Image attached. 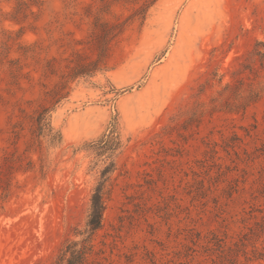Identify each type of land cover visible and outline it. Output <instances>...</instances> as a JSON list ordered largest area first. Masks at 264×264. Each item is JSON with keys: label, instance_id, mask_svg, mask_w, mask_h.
<instances>
[{"label": "rangeland", "instance_id": "rangeland-1", "mask_svg": "<svg viewBox=\"0 0 264 264\" xmlns=\"http://www.w3.org/2000/svg\"><path fill=\"white\" fill-rule=\"evenodd\" d=\"M112 1L0 0V166L13 165L0 175V264H68L90 246L77 264H264V0H158L144 21L142 0ZM96 13L126 28L109 70L71 83L51 113L63 142L41 151L32 116L73 53L90 52ZM115 118L122 147L98 156Z\"/></svg>", "mask_w": 264, "mask_h": 264}, {"label": "trees", "instance_id": "trees-1", "mask_svg": "<svg viewBox=\"0 0 264 264\" xmlns=\"http://www.w3.org/2000/svg\"><path fill=\"white\" fill-rule=\"evenodd\" d=\"M102 1L103 4H101L99 8L100 11H103L106 8L108 9L109 7V0ZM114 1L118 0H113L112 2ZM142 1V5L135 14H140L142 20L144 21L147 16L148 9L158 0ZM33 2L37 5H41L43 0H33ZM90 7L92 6H89V8ZM21 9L22 7L20 10ZM87 14L91 15L92 13ZM100 14L101 13H96L94 15V28L86 41L87 48H89L90 52L84 48H80L73 53L68 73L63 74L61 80L57 82L53 88L46 91V96L49 98L51 105H42L40 108L36 109L34 115L32 116L31 132L33 143L36 144L41 151L45 139L55 146L60 145L63 142L62 133L59 130H56L53 126L51 113L63 99L68 97L70 94L71 83L81 78H92L98 72L109 70V61L112 56L115 43L124 32L127 20H111ZM9 48L10 46L8 43H5L2 50L3 52H1L0 55L7 57ZM25 50V54H28L31 50V45L25 46ZM53 61L54 59H51L47 64L51 74L54 73V67L52 65ZM0 62H3L2 58H0ZM9 62L12 78L16 83H19L18 80L21 78L20 76L23 75V66L20 64L19 58L9 59ZM251 99L255 101L257 99V95ZM92 146L98 156H107L109 158L122 147V139L116 118L110 122L107 130L102 134L98 141L92 144ZM42 162V168L44 169L47 167V162L44 159ZM27 165L26 170L32 169L33 160L28 161ZM113 166L114 163L112 162V164L104 167L102 175L106 178V180L104 178V182H101L92 193L90 212L87 220V228L90 231V235H93L103 226V215L107 208V198H109L110 194V191L105 189V181H107V175L112 171ZM12 167L13 165L10 157L6 156L0 166V175L4 173L7 176L11 172ZM2 179L6 181V184H8V179H6V177ZM5 189L8 190L7 188ZM91 249L92 248L90 246L85 247V250H80V252H72L71 257L67 260L68 264H77V262L83 263L89 253L88 250Z\"/></svg>", "mask_w": 264, "mask_h": 264}]
</instances>
